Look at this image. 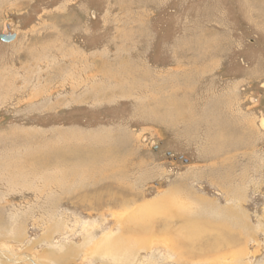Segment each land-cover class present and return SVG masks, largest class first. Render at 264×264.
<instances>
[{
	"label": "rangeland",
	"instance_id": "374dc122",
	"mask_svg": "<svg viewBox=\"0 0 264 264\" xmlns=\"http://www.w3.org/2000/svg\"><path fill=\"white\" fill-rule=\"evenodd\" d=\"M8 33L0 264H264V0H0Z\"/></svg>",
	"mask_w": 264,
	"mask_h": 264
},
{
	"label": "bare ground",
	"instance_id": "6f19581e",
	"mask_svg": "<svg viewBox=\"0 0 264 264\" xmlns=\"http://www.w3.org/2000/svg\"><path fill=\"white\" fill-rule=\"evenodd\" d=\"M10 30V29H9ZM147 92V91H146ZM91 96V95H90ZM90 98V97H89ZM101 100V99H100ZM24 132V131H23ZM13 135V134H12ZM28 137H29V135H28ZM26 138V137H25ZM18 156V155H17ZM235 160V159H234ZM35 161V160H34ZM16 162V161H15ZM30 184V183H29ZM26 188V187H25ZM115 193V192H114ZM119 200V199H118ZM166 202V201H165ZM164 203V202H163ZM165 204V203H164ZM163 205V204H162ZM151 208V207H150ZM165 208H167V207H165ZM213 208V207H212ZM176 209V208H175ZM208 209V208H207ZM129 210V209H128ZM174 211V210H173ZM54 212V211H53ZM119 214V213H118ZM123 214V213H122ZM115 215H117V214H115ZM119 215H117V217H118ZM120 217V216H119ZM9 221V220H8ZM196 223V222H195ZM195 223H193V224H195ZM198 223V222H197ZM189 225V224H188ZM197 228L199 227V226H196ZM195 227V229H197ZM181 228V227H180ZM146 229V228H145ZM194 229V228H193ZM188 230V229H187ZM200 230V229H199ZM193 231V230H192ZM202 231V230H201ZM194 233H196V232H194ZM199 233V232H198ZM205 234H206V231L204 232ZM216 233V232H215ZM190 234V233H189ZM210 234V233H209ZM219 234V233H218ZM221 234V233H220ZM219 234V235H220ZM202 235V234H201ZM215 235H217V234H215ZM176 236V235H175ZM188 236V235H187ZM196 236V235H195ZM218 236V235H217ZM221 236V235H220ZM203 237V236H202ZM183 238V237H182ZM190 238H191V241L192 240H194V238L192 239V236L191 237H187L186 238V240H187V242H190ZM114 239V238H113ZM137 239V238H136ZM148 239V238H147ZM196 239L197 240H200L201 239V237H196L195 238V241H196ZM212 240V244H216L217 246L218 245H220V246H226V245H230V243L232 242V240L231 239H229V238H227V237H224V239H221V238H219V237H213V235H212V238H211ZM163 240V239H162ZM148 241V240H147ZM147 241H140V239H139V241L137 240L136 242H138V243H147ZM209 241V240H208ZM109 242V241H108ZM121 241L120 240H118V242H115L114 244H112V246H110L109 244H107L106 246H105V248H104V251H107V253L108 254H111V255H113V257H116L117 255H120L121 253H123L125 250H126V248L128 247V245H125L124 247H122L123 246V242L122 243H120ZM151 242V241H150ZM186 242V241H185ZM186 242V243H187ZM105 243V242H104ZM210 244H211V242H210ZM114 245V246H113ZM100 246V247H99ZM102 243H98L97 245H96V247L98 248L99 247V253H102ZM229 247V246H228ZM98 253V254H99ZM125 253V252H124ZM97 255V254H96ZM100 256V255H99ZM124 256V255H123ZM110 258V257H109Z\"/></svg>",
	"mask_w": 264,
	"mask_h": 264
},
{
	"label": "water",
	"instance_id": "95a60500",
	"mask_svg": "<svg viewBox=\"0 0 264 264\" xmlns=\"http://www.w3.org/2000/svg\"><path fill=\"white\" fill-rule=\"evenodd\" d=\"M16 38L15 34H5V35H0V41L4 42V43H11L12 41H14Z\"/></svg>",
	"mask_w": 264,
	"mask_h": 264
}]
</instances>
